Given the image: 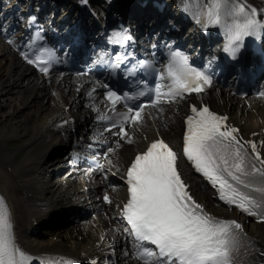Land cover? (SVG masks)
<instances>
[{
  "label": "snow or ice",
  "instance_id": "6c2138e0",
  "mask_svg": "<svg viewBox=\"0 0 264 264\" xmlns=\"http://www.w3.org/2000/svg\"><path fill=\"white\" fill-rule=\"evenodd\" d=\"M257 16L255 7L249 8L239 0H211L206 8L200 9L198 23L204 24L206 29L215 27L225 31L229 45L224 51L235 58L245 37L259 38L264 29ZM131 40V35L123 28L116 33L117 45ZM48 51L50 58L54 56V50ZM21 55L29 64L37 63L27 54ZM130 55L115 53L112 66L120 68ZM38 68L42 73L49 72L48 66L38 64ZM150 68L154 70L146 60L137 59L131 68H124L125 79ZM156 79L165 81L163 87L167 91H162L161 83L155 82L156 99L151 101L154 105L159 104L163 96L201 93L212 84L210 76L191 66L180 51L170 52L168 63ZM140 83L147 85L148 82L144 79ZM102 87L113 109L122 100L126 103L138 98L128 93L120 95L107 84ZM145 95L142 90L138 93V96ZM260 95L264 96V91ZM143 109V104L126 105V111L119 113L118 123L110 122L106 130L127 139L126 123L140 120ZM226 121L227 117L207 106L192 105L191 114L184 121L183 154L196 171L203 173L213 186H218L222 200L264 222V154L258 151L255 141H247L248 147H245L236 135L238 129L228 127ZM108 151L112 149L109 147ZM126 186L128 196L123 204V216L138 240L155 246V252H145L147 257L156 256L155 264L169 261L170 264H257L254 255L246 262L238 260L242 238H246L242 225L234 219H220L207 213L193 198L178 171L177 153L163 139H155L145 151L135 154L126 169ZM104 200L109 201V197L105 195ZM13 227L11 212L0 196V264H25L30 259L17 246Z\"/></svg>",
  "mask_w": 264,
  "mask_h": 264
},
{
  "label": "bare ground",
  "instance_id": "6f19581e",
  "mask_svg": "<svg viewBox=\"0 0 264 264\" xmlns=\"http://www.w3.org/2000/svg\"><path fill=\"white\" fill-rule=\"evenodd\" d=\"M93 0H90V2ZM242 3H245L249 6V8L255 7L260 10H264V0H239ZM166 3L164 14L165 16H170L177 22L178 25L183 26L184 22L176 17L174 13H177L178 9L181 7L188 6L186 0H164ZM32 1L28 0L27 6L30 7ZM81 8L80 4H75V8H78L81 15L84 19L91 16V12L86 8ZM71 0H39V6L42 8V13H44L47 7H53L55 10H60V7L65 8L67 6H71ZM117 6V8H114ZM177 9L176 12H173L172 7ZM111 8L114 12H116L121 17H125L130 19L133 23L137 22H146L151 13L157 12L156 7L153 4L152 0H117L114 4L111 5ZM104 12V11H103ZM105 13L109 15L110 13L105 10ZM0 56H2L5 60L9 61V65L7 67V73L4 78L8 75H12L16 73V69L20 66H23L20 59L16 56L14 52H10V49H2L0 45ZM10 52V53H8ZM5 56V57H4ZM13 74V75H14ZM12 75V76H13ZM21 80L20 82H12L13 84H8L10 89L19 87L23 88L21 91L22 98L24 99V94L26 95V90L29 89L33 92V99H31L29 104H23V107L18 111L16 110L15 116L24 113L25 109H29L32 104H40V101L37 102L38 99L42 98L44 92L50 88L49 91H53L54 87L59 89L60 94V103L64 105L67 102L68 94H70L69 100L72 99V102L77 104L79 108H85L87 110H94V107H90L88 101L86 100L84 88L87 82L86 78L78 79V78H65L63 81L59 83L54 82L49 77H41V79H36L31 73V69L27 67L24 71L20 73ZM11 77V76H10ZM9 77V78H10ZM3 78V75L1 76ZM5 83H0V89H4ZM2 86V87H1ZM12 87V88H11ZM0 90V91H1ZM60 91L67 92V94H63ZM23 93V94H22ZM28 93V92H27ZM219 94V92L209 93L202 96H199L200 101H210L216 109L223 111L229 114L230 121H233L236 125L241 127L240 135L243 139L256 140V141H264V101L258 100L256 98H248L245 101L238 99L230 94V91H223ZM44 98V97H43ZM42 98V99H43ZM53 97L51 96V99ZM47 99V98H46ZM45 100V98H44ZM50 99H47V102ZM25 101V100H24ZM250 101L251 107L248 108L246 102ZM27 101H25L26 103ZM29 102V101H28ZM41 105V104H40ZM51 108L52 105L49 104ZM187 103H180L173 107L172 110L166 111H157L155 113V118L153 121L147 119V123L145 126V131H139L136 127L130 130V134L132 135V140L128 137L125 139L124 137L121 139H114L113 142V150L109 152V157L103 160V167L100 168L102 171L99 173L98 171L87 173L85 177H87V185L91 189L92 187H96L101 189L106 187V181L103 179L104 176H107L108 179L111 178V172L108 171V168H112L117 172H121L123 165L128 164L131 159L134 158L135 154L141 152L144 147H146V142L144 141V134L147 133V136L152 138L154 137L153 129H157L160 134L166 138L168 142L173 144L174 146L180 142L182 135H180V130H182V120L187 113L188 110ZM56 108V107H54ZM56 111V110H55ZM236 111V114L234 112ZM47 110L45 111V113ZM14 113V112H13ZM51 114V113H50ZM64 111L61 114L52 115L46 118V123L44 125L36 126L34 130V134L23 150H29L27 152L26 157L20 159L18 156L21 153L22 149L11 150L9 148H5V145L10 143L11 139H9V135L7 137H0V186H1V194L5 199L8 208L11 212V218L13 222V234L17 229L26 228V229H34L40 224L50 223L49 225L64 226L70 224L66 229V233L68 234L69 240H72L70 243H62L57 233L59 230H51L50 234L58 238L53 241V243H49L46 246H34V244H21L19 239L14 234V239L17 246H21L24 248L25 252L28 253L29 257H46L47 259H52L55 261H68L70 259L78 260L83 259V255H81L78 250L85 246H90V251L92 257H102L107 254L105 248H100L96 243H98V237L91 231L90 228L79 227L74 224V220H66L63 221V217L67 214V208L62 207L58 212H46L43 213V209L36 207H27L24 204L26 200L35 199L39 194L42 196H47L48 194H54V188L56 186H61L63 181L60 177H57L51 181L50 185L45 186L47 184L46 181L43 184L34 181L33 174L38 171L40 164L43 161V158L46 156L48 149L52 146V152H57V145L53 144L51 135L55 131L59 129L61 124L68 120ZM86 115V114H85ZM11 116H14L11 115ZM44 117V116H43ZM46 117V116H45ZM14 119V118H13ZM11 117H7L4 121L12 123L13 129L14 121H10ZM1 124V121H0ZM47 124V125H46ZM71 124V123H69ZM80 121H76L73 126L78 127ZM30 128V127H29ZM153 128V129H152ZM26 129V127H25ZM6 135V133H3ZM23 145V144H22ZM262 152L264 154V144H262ZM44 153V154H43ZM35 156V159L28 162V159ZM38 156V157H37ZM184 173L188 182H190L192 189L198 196L199 201L205 206L213 205V196L208 192L207 188L199 182L197 179L193 178L189 171L184 168ZM70 179V178H67ZM48 181V180H47ZM70 181V180H69ZM78 193V191H76ZM74 193H65L61 195L62 200L70 198L74 196ZM52 199V198H51ZM117 202L115 201L111 204L110 207L103 206L101 208V214L99 215V219L101 222V226L105 229L106 236L112 233L113 230V220L117 219V211H115ZM215 213H218L215 208ZM223 216L236 218L239 221L244 223V228L251 231L250 225L248 226L245 222L247 216L245 214L240 213L238 210L233 211H225L222 214ZM55 218L52 222H46L50 217ZM51 226V227H52ZM253 228V227H252ZM55 231V232H54ZM254 238L259 247V258L262 264H264V222L256 223L254 230ZM104 235H100L102 239ZM104 236V237H106ZM121 242L123 241V235L120 236ZM100 240V239H99ZM76 241V242H75ZM87 243H86V242ZM75 242V243H74ZM72 243V244H71ZM81 245H85L80 247ZM122 263L123 264H139L134 262L129 258L127 254L122 255Z\"/></svg>",
  "mask_w": 264,
  "mask_h": 264
},
{
  "label": "rangeland",
  "instance_id": "374dc122",
  "mask_svg": "<svg viewBox=\"0 0 264 264\" xmlns=\"http://www.w3.org/2000/svg\"><path fill=\"white\" fill-rule=\"evenodd\" d=\"M8 65H9V61L7 59L5 60L2 56H0V83L1 84L5 83L4 87L1 86L4 89H2V90L0 89L1 90L0 91V121H1L0 137H7V135H9L10 138L6 139V141L7 140L9 141L11 139L10 143H8V144H12V145H7L8 147H5V148H10L11 150L22 149V151L18 157L20 159H22L21 162H23V159L26 157L27 152L29 151V150H23V148L26 145V143L28 142V140H30V138L32 137V134L36 133V132H34V130L36 129V126L41 127L42 125H44V123H46V118L51 116L50 113L53 110H57L58 106L56 103H54V99L56 98L55 95L53 96V93L51 91H49L50 88H48V90L46 92H44L42 95V98L44 97L45 100H44V98L43 99L40 98L37 100V102L40 101L41 105L39 103L32 104L29 109H25L24 113L15 116L16 110L18 111L20 108H22L23 104H29L30 103L31 99H33V92H31L30 89L28 91L26 90V95L24 94L25 98L23 99L22 95H21V91H23V88L16 87V88L10 89V87L8 86L9 82H10V84H13L15 81L20 82V80H21V77H20L21 68H19V67L17 68V73L16 74L13 73L14 76H12L13 75L12 74V75H10L11 77L7 75L4 78V76L7 73ZM2 75H3V78H1ZM60 92L63 94H67V92H64V91H60ZM23 93H24V91H23ZM51 96L53 97L52 99H51ZM46 98L50 99L49 100L50 102H47ZM24 100L27 102L25 103ZM49 104H52L53 107L50 108ZM54 107H56V108H54ZM46 110H47V112L45 113ZM53 113H56V112H53ZM13 114H14V116H11ZM9 115L11 117L10 121H12V122L14 121V126L16 127L15 129H17L16 131L13 129L12 123L10 124L9 122L4 121L7 117H9ZM25 127H26V129H25ZM3 133H6V135ZM21 155H22V158H21ZM33 158L35 159V156L28 159V162ZM54 159H55L54 156L48 158V160L45 162L44 165L52 164V162H55ZM77 178L79 180L82 179L81 177H77ZM78 186L79 185L77 183H73V184L67 183V184H62L59 187L56 186L54 188V194H51V193L48 194V197L45 196L44 197L45 200L38 202V204L43 203L45 205V208L49 209L51 207V204H49L50 201H52V203H53L58 199V202H63V201H60L61 195L65 194V193H72L73 191H76ZM80 193H82V192H80ZM40 205H42V204H40ZM79 225L81 227H84L86 225V223L81 222V223H79ZM92 225H94V226H92ZM251 228H252V226H251ZM51 230L52 229L49 227L39 228L37 231L39 236H37V237L34 236L35 238L27 240L28 243H31L32 245L34 244V246H46L49 243L50 244L53 243V241H55V239L58 240V238L60 239V241L62 243L64 242V243L68 244V243L72 242V240H69L70 238H68V234L66 233L64 228H62L60 230L58 229L59 230L58 231L59 233H57V235L59 236L58 238L56 236L53 237V235H55V234L49 233ZM91 230L98 237L97 239L99 240L100 235H97V234H99V228H98L97 224L95 225V222H91ZM252 230H254V228H252L250 231V232L254 233ZM82 246H85V245H81L80 247H82ZM89 247L90 246L87 245V246L81 248L80 250H78V252L81 255H87L88 256L89 252H92V251H90Z\"/></svg>",
  "mask_w": 264,
  "mask_h": 264
}]
</instances>
